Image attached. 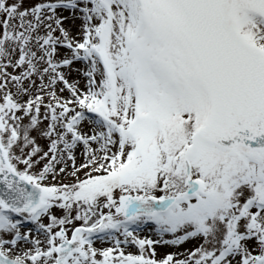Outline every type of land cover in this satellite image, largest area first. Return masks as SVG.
Listing matches in <instances>:
<instances>
[{
	"label": "snow or ice",
	"instance_id": "snow-or-ice-1",
	"mask_svg": "<svg viewBox=\"0 0 264 264\" xmlns=\"http://www.w3.org/2000/svg\"><path fill=\"white\" fill-rule=\"evenodd\" d=\"M0 264H264V0H0Z\"/></svg>",
	"mask_w": 264,
	"mask_h": 264
},
{
	"label": "rangeland",
	"instance_id": "rangeland-1",
	"mask_svg": "<svg viewBox=\"0 0 264 264\" xmlns=\"http://www.w3.org/2000/svg\"><path fill=\"white\" fill-rule=\"evenodd\" d=\"M169 250H171V249H164V248H158L157 249L158 252L169 251Z\"/></svg>",
	"mask_w": 264,
	"mask_h": 264
}]
</instances>
